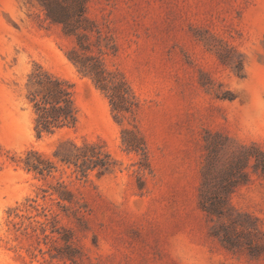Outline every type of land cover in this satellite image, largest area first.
Wrapping results in <instances>:
<instances>
[{
  "label": "rangeland",
  "instance_id": "rangeland-1",
  "mask_svg": "<svg viewBox=\"0 0 264 264\" xmlns=\"http://www.w3.org/2000/svg\"><path fill=\"white\" fill-rule=\"evenodd\" d=\"M47 1L0 0V264L63 263L42 253L52 216L73 228L67 264H264V0H63L81 52L126 84L121 123ZM38 65L71 83L77 109L40 136L26 97ZM71 142L103 143L112 170L60 162ZM29 150L50 174L24 167ZM210 155L212 174L246 172L222 217L200 204Z\"/></svg>",
  "mask_w": 264,
  "mask_h": 264
},
{
  "label": "trees",
  "instance_id": "trees-1",
  "mask_svg": "<svg viewBox=\"0 0 264 264\" xmlns=\"http://www.w3.org/2000/svg\"><path fill=\"white\" fill-rule=\"evenodd\" d=\"M45 9L51 20L60 23L67 34L77 37L78 47L70 52L69 60L76 65L81 73L90 76L94 84L105 93L111 103L114 117L121 123L124 119V110H126L124 107V80H114L103 58L99 55L81 52L87 50L88 47L83 45L79 35L77 36L76 27L68 18V9L63 0H48L45 2ZM27 85L29 89L26 97L34 114V129L38 136L75 125L77 109L72 96L71 83L38 65L29 74ZM71 147L72 149L69 151L56 152L55 155L60 162L72 165L82 177H86L93 170H96L98 174H103L112 170L115 164V160L103 143L84 142L82 145H77L71 142ZM24 167L40 175H48L55 166L51 160L43 157L40 153L29 150L24 159ZM214 167L213 158L210 155L205 166L200 204L209 216L222 217L230 209H233L229 202V196L238 185L246 181V172L243 171L242 163H230L223 169V172L212 174ZM58 193L63 199L71 197V192L67 189L58 191ZM71 212L75 214L78 210L74 209ZM47 219L46 224L49 226V231L57 236L53 238V235L46 234V237L49 238V248L42 253L48 255L49 262L55 259L63 260L61 264H67L65 260L69 259L75 263L73 256L77 249L70 242L73 228L58 225V220L54 216ZM57 239L62 240L63 244H56Z\"/></svg>",
  "mask_w": 264,
  "mask_h": 264
}]
</instances>
